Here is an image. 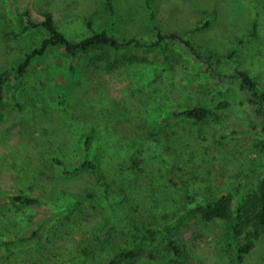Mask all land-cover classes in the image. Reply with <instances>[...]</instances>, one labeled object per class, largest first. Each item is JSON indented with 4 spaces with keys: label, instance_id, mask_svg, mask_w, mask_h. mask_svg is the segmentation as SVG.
<instances>
[{
    "label": "rangeland",
    "instance_id": "374dc122",
    "mask_svg": "<svg viewBox=\"0 0 264 264\" xmlns=\"http://www.w3.org/2000/svg\"><path fill=\"white\" fill-rule=\"evenodd\" d=\"M205 7L210 10L203 13ZM45 11L54 13L56 23L71 34L72 40L92 31L90 21L93 27L107 29L120 40L135 36L150 41L159 34L179 33L199 46L220 52L223 71H233L237 61L246 65L264 88V0H0V71L17 66L47 36L41 27L23 31L27 22L25 13L39 21ZM258 13L263 24L257 25L258 32L248 42L238 45L239 37L253 32ZM200 17V23L209 20V24L200 28L197 22ZM236 46V55L228 56ZM168 49L172 66L167 65L165 53L157 48H129L118 52L117 57L112 50L93 51L78 57L74 69L70 57L60 47H49L32 59L26 78L0 102V264H34L41 251L49 253L42 243L48 225L67 206L68 200L62 202L67 199L63 187L70 196L89 185L84 177L63 178L62 167L51 161L58 154L77 155L78 151L73 152L76 144L70 141L91 129L95 153L101 148L103 134L110 138L118 133L129 136L137 131L156 133L171 121L174 108L209 101L219 88L230 94L231 99H238V87L230 82L219 85L182 43L171 40ZM38 78L42 84L37 82ZM99 90L107 96L109 119L101 124L91 123L96 111L93 105L89 107L90 99ZM251 110L254 111V106L236 108L224 114L225 118L212 117L206 119L205 125L198 123L208 126L211 133L205 142L208 155L199 163L193 159L189 166L181 168L146 164L138 188L137 212L146 214L150 209L154 214L172 208L173 194L166 191L172 184L168 174L179 184L184 181L193 192L200 191L199 200L211 184L213 188L226 185L233 190L237 187L247 190L253 177H246L243 172L252 173L264 166V135L240 134V138L218 148L220 151L215 147L220 141L216 140L215 145L211 142L214 132L257 127L253 121L257 115L250 114ZM67 150L70 154L65 153ZM24 167L28 172L30 168L39 171L37 179L22 171ZM116 176L118 184L112 190L119 192L126 178ZM92 177L90 181L96 182ZM54 186L57 187L53 190ZM21 190H30L50 203L25 210L10 205L6 195ZM93 210L94 217L108 226L116 222L102 204ZM187 211L181 210L172 231L187 251L183 261L155 244L145 247L142 255L126 264H239L236 246H232L230 223L204 221ZM41 222L44 224L38 237L11 245L2 243L17 235L33 234ZM66 229L52 238L60 246L51 248L52 254L70 248L80 233L90 234L87 230ZM243 242V238L237 239V245ZM242 264H264V235L245 254Z\"/></svg>",
    "mask_w": 264,
    "mask_h": 264
},
{
    "label": "trees",
    "instance_id": "16d2710c",
    "mask_svg": "<svg viewBox=\"0 0 264 264\" xmlns=\"http://www.w3.org/2000/svg\"><path fill=\"white\" fill-rule=\"evenodd\" d=\"M202 10L203 13H206L210 7H205ZM25 14L27 22L23 31L41 27L46 30L47 36L39 45L27 52L24 60L17 66L0 71V102L26 78L32 59L44 54L49 47L62 48L70 57L72 69L75 68L76 59L81 55L106 49L114 51L113 53L117 57L118 52L129 48H157L165 53L164 58L167 65L172 66L168 53L171 40L182 43L200 62L204 72L212 78H216L219 85L230 82V84L236 85L239 91L238 99L233 100L230 94H226L222 88H219L212 93L209 101L193 103L183 108H174L172 111L174 120L169 119L171 121L168 120L169 122L156 133L137 131L131 136H129L130 134L116 133L117 135L112 134L113 136L110 138L103 134L100 138L101 148L95 153H93L95 135L91 129L70 141L76 144L73 152L78 151L77 155L66 157L63 154H58L51 161L62 167L61 176L63 178L84 177L88 179L89 185L70 196L68 189L65 190L63 187V196L67 199L62 202L68 200L67 206L62 214L48 225L47 237L44 238L42 245L46 246L45 249H48L49 253L45 250L41 251L39 255L41 257L37 258L34 264H126L135 261L142 255L145 247H152L155 244L164 247L166 251L173 254L175 259L183 261L187 256L185 246L176 235L172 234L173 226L181 217V210H188L187 214L193 213L204 221L224 220L230 223L232 246H236L238 262L242 264L245 254L264 235V166L252 173L243 172L244 176L253 177L247 190H243L241 187L233 190L226 188V185L213 188V185L209 184V189L199 200L200 191L193 192L190 187L185 186L184 181L179 184L175 177L168 174V180L172 184L166 191L173 194L172 208L159 210L154 214L150 213V209L149 211L145 209L146 214H144L145 211L138 213L137 208L140 206L136 200H138V188L146 172L144 169L146 164L165 168L172 165L187 167L193 159H197V164L200 159L203 160L207 157L208 147L205 142L209 141L211 137V133L208 132L210 128L198 124L205 125L207 118L222 119L225 118L224 114L229 111L236 108L246 109L247 106H254V111L249 112L250 114L252 112L253 116L257 115L253 120L257 127L235 128L225 133L214 132L212 135L214 142L211 144L215 145L217 144L216 140L220 141L218 146H215L216 151H220L232 139L240 138V134L264 135V88L253 76V73L246 68V65H241L238 61L233 71H223L220 52L213 48L199 46L176 32L159 34L157 39L150 41H144L135 36L120 40L118 36L109 33L107 29L93 27L90 21L89 25L92 31L77 40H72L71 34L66 33L58 26L52 11H45L39 21L32 20L28 12ZM257 15L259 19L254 20L253 32L250 35L247 34L246 37H239L238 45L248 42L250 36L258 32L257 25L260 27V23L263 24V22L260 19L261 14ZM201 18L197 21L200 28L209 24V20L200 23L202 22ZM237 49L236 46L228 56L236 55ZM115 57L112 59L116 61ZM37 82L43 83L41 78H38ZM106 98L104 91L99 90L90 99L89 107L93 105L96 111L91 123L101 124L103 121L109 120ZM65 153L70 154V151L67 150ZM237 161L239 160L237 159ZM27 167L22 168V171L30 173L29 177L37 179L39 171L36 172L35 168H30L28 172ZM118 174L125 177L126 182L119 188V192H116L112 188L118 184L116 180ZM92 176L96 182L90 181ZM242 183L240 180L239 184ZM56 187L54 186L53 190ZM175 191H179L181 194L177 195ZM153 194L154 192L152 200H155L156 197ZM6 198L11 203L10 205H15L23 210L43 203H50L49 199L37 196L30 190L9 193ZM97 204H102L108 214L115 216L116 222L113 225L108 226L106 222L94 217L93 209ZM148 207L150 205L146 208ZM43 224L44 222H41L34 229L33 234L17 235L4 239L2 243L11 245L31 240L35 235L38 237L39 228ZM66 228L87 230L90 234L80 233V238L70 248L64 247L62 251L52 254L51 248L58 249L60 247L52 238L63 229L68 230ZM117 238H119L118 242H116ZM238 238L244 239L240 245H237Z\"/></svg>",
    "mask_w": 264,
    "mask_h": 264
}]
</instances>
